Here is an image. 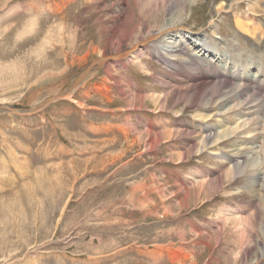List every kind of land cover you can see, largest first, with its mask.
I'll list each match as a JSON object with an SVG mask.
<instances>
[{
    "label": "rangeland",
    "instance_id": "374dc122",
    "mask_svg": "<svg viewBox=\"0 0 264 264\" xmlns=\"http://www.w3.org/2000/svg\"><path fill=\"white\" fill-rule=\"evenodd\" d=\"M158 1L0 0V264H264L256 262L261 218L250 236L237 220L252 209L232 200L247 189L218 186L208 171L212 161L256 152L242 143L249 111L216 109L215 99L206 110L162 103L194 83L188 74L217 80L181 64L171 72L168 46L215 55L177 36L159 46L163 58L130 53L158 47L144 32L178 17L187 35L264 55V34L257 43L235 26L254 21L264 32V0H195L184 13V0H169L166 13ZM140 25V40L120 44L117 29ZM175 76L182 81L170 83ZM200 124L235 131L199 154Z\"/></svg>",
    "mask_w": 264,
    "mask_h": 264
},
{
    "label": "bare ground",
    "instance_id": "6f19581e",
    "mask_svg": "<svg viewBox=\"0 0 264 264\" xmlns=\"http://www.w3.org/2000/svg\"><path fill=\"white\" fill-rule=\"evenodd\" d=\"M170 1L176 2V0H170ZM194 1L195 0H184V2L182 3L180 2L182 4L181 5L182 8L180 9L181 12L183 13L186 12L187 10L185 8L186 4H191ZM232 2H235V4L238 2H243L252 7H256L254 0H232ZM169 3H170L169 0H159L157 2V6L160 10L166 13V11L168 12L172 8L171 7L172 5H170ZM176 20H179V18L178 17L170 18L162 22L161 25L156 24L154 27L144 32L146 34L145 35L146 40L159 39L158 47L155 46L156 47L155 48L153 46L150 49L143 47L144 49L140 51L139 47L134 46L132 47L133 50L130 52L132 55V58L137 59L141 57L142 55L141 52L143 51H146L148 55H156L158 57H161V54L158 52L159 46L164 44V42L170 44V42L168 41L172 40L176 36L179 39L182 37L189 38V40L192 41V44L194 43L193 44L194 46L207 49L206 50L207 52H210V54L215 55V58L212 59L213 62L211 60H203L201 58L197 59L194 56L185 54L182 51V48H180L181 46H178L179 45L178 43H174L170 46L167 45L168 46L167 48L169 51H165L166 53L165 55L170 54V57H168L165 63H167L168 65H171V68H170L171 72H172V69L174 70L179 69L180 68L179 65L181 64L183 65L184 68H188L189 70L194 69V72H196L197 74L203 75L207 72H211L217 76V80L214 81L213 83L205 82L204 81L205 78H202L203 76L199 77L203 79V80H200L199 78L196 79L195 76L188 74L186 75V79L194 83L191 85H187L186 88L180 87L178 89L174 87L173 91H167V93H165L163 97L161 96L163 98L162 103L166 105L169 102L174 103V104L184 102L185 104H187L188 107H199L201 110H203L207 108V106L212 107V104H214V99H215L216 102L219 101L218 108L216 109L223 110L227 108L225 107L226 105L230 104L229 106L230 108L232 106V112L236 109L238 111L242 110L241 112H243V110L249 111L247 112L250 114L248 115L245 114L247 119L246 120L243 119L245 122V123L243 122L244 125L247 123L248 126H247V129L245 128L242 134L243 136H245L244 134H246V136H248L249 141L245 140V141H242V143H244L243 145L249 144V145H245V147L254 146L253 148L250 147V149H254L256 152L254 153L248 152L250 151L248 148L242 151L241 153H239L238 157L225 156L220 161H215V162L212 161L210 163L212 167L208 171L211 172L209 173L210 176L215 175L216 181H217L216 184L218 186H221L224 182L223 180L225 179V181L231 187L239 185L247 189L245 192L241 194H237L236 195L237 198H232L231 196L232 200L236 201V204L240 203L238 200L240 201L242 200L243 204H245L247 208L252 209V214L249 216L247 220L245 219L246 221L240 219V220H237V222H240V224L244 225V228H246L245 231L251 236L249 232L255 229V226H254L255 224L252 222V220L253 219L257 220L258 217L261 218V223H263V226L261 227L259 226V227H260V230H262L261 232L262 238H264V55L263 54L259 55L255 51L242 52L243 50L237 53V51H235L234 49L227 48V46L217 44L216 42H213L211 40H207L205 42L203 41V38L198 37V34L194 36H191L189 34L187 35L182 32L183 30L181 28L182 27L181 21L179 22ZM235 26L238 28V30L248 33L251 36V39L253 41L259 43L261 40H263L264 32L262 29L258 28L255 25L254 21H249V20L247 22L235 21ZM142 27L143 26L140 25L138 29L136 28L132 30L129 34H126L129 30L126 32L125 31L126 29L125 30L123 29L124 31L122 29L121 30L117 29L116 34L120 40V44H122V42H125L128 37L129 38L135 37L134 42H137L138 40H140V37L142 36L143 34L142 32L144 30L142 29ZM136 32L137 34H135ZM117 52H120V50H118ZM182 54L185 55L187 59L181 58V56H183ZM178 59L182 62L181 63L178 62L177 61ZM222 64L225 70H222L220 68ZM240 69H242L243 72L238 73L237 77L234 78L235 79L234 82L230 81L229 79L233 80V77L231 76H235L237 73L236 71H239ZM109 73H110V70L108 66H106L104 74L107 77H109L110 76ZM181 77L182 76L178 78L176 76L174 78L171 77L170 83L176 84L177 82H179V79L180 80L182 79ZM164 86H166V84H164ZM206 98L208 100L205 101V104H204L203 101L206 100ZM230 108L227 110L230 111L231 110ZM237 114H240V113L233 114V116ZM196 117H199L198 119L202 118L201 121L205 122L208 116L203 117V114H201ZM237 119H240V118L238 117ZM227 124L228 123L226 122L221 127L225 128V125ZM199 126L202 128L201 131L199 132L200 142L198 144V151H197V153L199 154L203 153V151L205 150L213 149L214 147L208 148V145L216 144L217 142H222V141L227 140V137L229 136V134H232L235 131L233 127L228 128V129H221L220 131H216L215 129L213 130V128L215 127L213 125L210 126L209 124L208 125L200 124ZM153 139L154 140L152 142L153 144L151 147H155L160 142L157 135ZM217 154H219V152ZM182 157L186 158V156L184 155ZM179 159H181V157H179ZM201 169H206V168H201ZM257 181L260 182L258 186L261 185L262 187V188L260 187L261 188L260 192H259L260 189L259 190L257 189L254 191L255 186L254 188H251L252 183L257 182ZM234 206H235V209L233 208L232 213L236 217H233L232 220L234 218L236 220L237 215L239 214V212H237L236 210L240 212L242 211V208L236 207V205ZM246 238L247 239H245V243L251 244L250 243L251 239H249V236H247ZM248 252L249 250L246 251L245 253L246 256ZM262 252L263 251H259L260 256L257 255L258 258L256 262L260 260H264V255Z\"/></svg>",
    "mask_w": 264,
    "mask_h": 264
}]
</instances>
